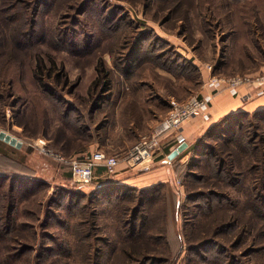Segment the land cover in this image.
<instances>
[{"label": "rangeland", "instance_id": "rangeland-1", "mask_svg": "<svg viewBox=\"0 0 264 264\" xmlns=\"http://www.w3.org/2000/svg\"><path fill=\"white\" fill-rule=\"evenodd\" d=\"M263 75L264 0H0V130L22 143L0 141V264H132L122 251L204 264L217 252L206 245L216 225L231 221L245 233L241 247L233 230L215 237L230 255L246 253L237 264H264V114L236 119L254 155L223 151L244 171L241 185L195 181L207 165L188 169L187 153L168 162L175 177L154 191L157 223L142 233L157 240L141 237L140 247L125 246L138 191L114 186L115 170L100 185L79 184L38 149L41 139L69 159L124 154L157 134L173 102L203 99L210 82ZM187 192H213L212 210Z\"/></svg>", "mask_w": 264, "mask_h": 264}, {"label": "trees", "instance_id": "trees-1", "mask_svg": "<svg viewBox=\"0 0 264 264\" xmlns=\"http://www.w3.org/2000/svg\"><path fill=\"white\" fill-rule=\"evenodd\" d=\"M251 114L252 115L264 114V110L256 111ZM245 115H247V112H234V113L226 115V117H224L223 119L218 120L212 125H210L207 128L206 135L203 136L201 140L199 139V141L191 147L189 145L188 148H186V150L181 153L182 155L187 153L191 156V161L188 163V169H192V167L194 168L198 166L196 164L198 162H204V164L207 165L206 172L202 170L203 174L197 177L194 176L195 181L197 182H201L202 180L206 181L209 177H213L215 180L219 181L220 184L217 187L219 188L224 185L235 187L237 185H241L243 182L242 180L247 179L240 165H236L234 161L232 160H229V159L226 160V158L223 156L224 154L223 151L225 148H231L237 152L242 150L244 154L254 155V149L256 150V148L253 145L250 136L246 137L245 135L246 128L242 124L238 123V121L236 120L237 117H241ZM207 140H210L213 142L218 141V146L216 147L213 144L208 145L207 143H205V141ZM168 153L169 151H164L158 158L163 159L165 155H167ZM221 154L223 157H221ZM238 163H240V161H238ZM253 166L254 164L252 163L250 165L251 172L253 171L255 172L257 170ZM95 169H94V172H95ZM100 169L105 176H108V173L105 168L102 167ZM234 170H237L239 172H236ZM250 178L252 179V175ZM257 181H259V177L255 176L254 182H257ZM163 185L164 183L157 184L155 186L149 187V189H144V190H136V189L129 188V190H131L130 192L138 191L137 192L138 196L136 197L137 198L136 205L132 207L133 210L131 211L132 213H131V216L129 217L130 222L128 223V225L130 226V228H129V231H127V235H125V238L127 240L125 243V246L133 248L137 246L140 247L141 245H143V243H139V238L143 236L142 233L146 232V229H149L150 225L153 226L152 222L154 224L157 223L158 218H156L155 215L153 214L149 215L148 211L150 207L152 210L154 206V201H156L155 196H154V191L161 189L160 187H162ZM212 185H214V183ZM243 188L244 186L243 187L238 186V189H243ZM101 194L102 192L99 195ZM118 194L119 195H117L116 193L117 196H120L122 193H120L119 191ZM186 194H187V199H188L187 201L190 203L191 202L196 203L198 200H202L205 198L207 202L206 206H207L208 211L212 210L214 199L217 197L216 195H214L213 192L198 193L197 195L187 192ZM116 195L114 196L116 197ZM210 195L213 196L214 199L213 197H210ZM223 197L224 196H221V198ZM167 198L168 196L164 197L162 194L161 202H165ZM210 198H211V201H210ZM226 198L227 197H225L224 199ZM120 199L122 198L120 197ZM125 212H127V210H125L123 213ZM152 219L153 221H151ZM161 219L163 220V218ZM216 228L218 229V231L222 230L219 232L220 234H225L226 230H233V235L235 236V240H236L235 245L237 246L240 245L241 247V245L243 244L245 240V233L242 227L239 228L237 222L235 221L222 222V223L219 222L216 225ZM218 231L216 233H218ZM216 233L212 235L213 236L212 238H215L216 241H211L209 243H206V245L215 244V246H217V252L211 259H206V258L202 259L203 261H205L204 264L206 263L207 264H237V261L240 260L239 258H241L242 260L244 254L246 253L243 252L242 254L241 253L236 254L235 257L234 255H230L231 253L229 252L230 249L227 248L228 246L225 243L223 244V242L218 240L220 238L215 237ZM148 237H150V239L157 240V238L153 235H149L147 237L145 236L142 238H148ZM206 245L202 244L199 247L188 246V249L189 251L195 253V251L197 250H202V248H204ZM122 252L124 255H127L125 257H127L128 260H131L132 264H155L161 261L159 258H155L153 256H143V255L138 256L136 253H135L136 256H133V254L132 255L127 254L126 251L125 252L122 251ZM240 264H244V263L241 262Z\"/></svg>", "mask_w": 264, "mask_h": 264}, {"label": "crops", "instance_id": "crops-1", "mask_svg": "<svg viewBox=\"0 0 264 264\" xmlns=\"http://www.w3.org/2000/svg\"><path fill=\"white\" fill-rule=\"evenodd\" d=\"M262 77L250 84L235 88L224 85L215 86L212 82L204 85L201 95L206 101L205 105L197 115L182 123L172 135L161 136L157 152L158 157L164 151H172L182 142H186L189 146L190 141L197 134L203 132V130L228 114L264 110V75ZM4 144L15 150L21 148L10 146L7 143ZM158 157L148 170L143 171L129 169L121 161L115 168V176H113L112 183L116 184L114 186H128V188L136 190H144L153 185L167 183L172 177H175V171L172 165L164 163V159H159ZM100 168L102 167H96L94 172L95 183L99 185L106 180V176Z\"/></svg>", "mask_w": 264, "mask_h": 264}, {"label": "built area", "instance_id": "built-area-1", "mask_svg": "<svg viewBox=\"0 0 264 264\" xmlns=\"http://www.w3.org/2000/svg\"><path fill=\"white\" fill-rule=\"evenodd\" d=\"M252 82L248 77H232L223 80L228 87L235 88ZM206 101L200 97L193 96L184 103L173 102L171 109L162 122L156 135L150 138H141L131 149L126 150L124 154L107 155L101 150L83 154L76 158H68L62 154L55 153L48 148L45 140H38L39 150L49 156L59 160L67 165L72 175V179L82 185H89L95 180L94 169L103 167L110 175L114 172L117 165L122 161L129 169L148 170L158 157V149L161 136L166 133L177 130L178 127L188 121L190 117L197 115L203 108Z\"/></svg>", "mask_w": 264, "mask_h": 264}, {"label": "water", "instance_id": "water-1", "mask_svg": "<svg viewBox=\"0 0 264 264\" xmlns=\"http://www.w3.org/2000/svg\"><path fill=\"white\" fill-rule=\"evenodd\" d=\"M0 141H3L4 143L9 144L10 146L20 148L22 146V143L18 141L17 138L11 136L10 134H7L6 132L0 130ZM187 143L182 142L178 146H176L172 151H170L166 158L164 159V163H168L178 157L186 148Z\"/></svg>", "mask_w": 264, "mask_h": 264}]
</instances>
